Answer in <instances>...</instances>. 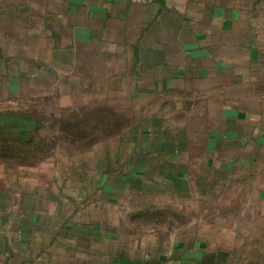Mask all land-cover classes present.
I'll return each mask as SVG.
<instances>
[{"label":"crops","instance_id":"crops-1","mask_svg":"<svg viewBox=\"0 0 264 264\" xmlns=\"http://www.w3.org/2000/svg\"><path fill=\"white\" fill-rule=\"evenodd\" d=\"M50 93L120 134L0 185V264H264V0H0V99Z\"/></svg>","mask_w":264,"mask_h":264},{"label":"rangeland","instance_id":"rangeland-1","mask_svg":"<svg viewBox=\"0 0 264 264\" xmlns=\"http://www.w3.org/2000/svg\"><path fill=\"white\" fill-rule=\"evenodd\" d=\"M54 95L57 94L50 93L44 98L19 95L14 99H0V113H23L36 127L26 135L21 148L17 145V150L10 151L8 143L5 149L0 148V185L3 188L21 182L27 185L31 171L35 176L40 173L41 180L53 179L65 166L61 158L89 150L90 145L120 134L116 130L121 125L119 119L109 109L100 104L70 106L64 104L68 101ZM6 136L11 137V133Z\"/></svg>","mask_w":264,"mask_h":264},{"label":"trees","instance_id":"trees-1","mask_svg":"<svg viewBox=\"0 0 264 264\" xmlns=\"http://www.w3.org/2000/svg\"><path fill=\"white\" fill-rule=\"evenodd\" d=\"M30 123V117L23 113L11 111L0 113V143H2L0 148L5 149L6 143H8L10 151L17 150L15 147L17 145H20L19 148H21V145L26 141V135L31 133L32 130H36V127ZM7 133H11V137L6 136Z\"/></svg>","mask_w":264,"mask_h":264},{"label":"built area","instance_id":"built-area-1","mask_svg":"<svg viewBox=\"0 0 264 264\" xmlns=\"http://www.w3.org/2000/svg\"><path fill=\"white\" fill-rule=\"evenodd\" d=\"M132 2H136V3H148L149 0H131Z\"/></svg>","mask_w":264,"mask_h":264}]
</instances>
